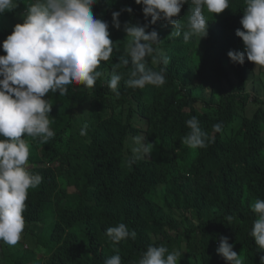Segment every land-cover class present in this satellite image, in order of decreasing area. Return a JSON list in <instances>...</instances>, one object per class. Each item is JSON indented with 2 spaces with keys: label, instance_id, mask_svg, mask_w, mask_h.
Returning <instances> with one entry per match:
<instances>
[{
  "label": "trees",
  "instance_id": "1",
  "mask_svg": "<svg viewBox=\"0 0 264 264\" xmlns=\"http://www.w3.org/2000/svg\"><path fill=\"white\" fill-rule=\"evenodd\" d=\"M15 2L12 15L0 16V55L6 54L2 42L22 22L14 13L34 0ZM126 6L133 11L122 12L117 30L112 12ZM245 6L244 0H229V8L220 14L205 8L207 35L188 41L184 32L190 0L175 17L179 36L171 25L170 36L163 40L164 20L150 25L147 31L155 28L160 39L153 47L169 63L153 64L147 57L148 68L164 69L166 83L142 89L127 86L133 65L123 64L130 61L123 23H147L142 5L97 0L92 6L94 15L109 24L112 57L101 61L97 70L102 76L93 88L73 84L66 86V95L47 94L53 138L45 144L24 137L28 169L43 179L28 189L22 233L32 240L31 247L43 249L44 264H104L115 254L122 264H138L149 245L180 253L179 264H229L216 251L220 236L229 238L244 264H260L264 249L250 232L257 218L251 205L264 199V109L258 107L241 120L232 137L225 136L239 121V110L253 101L261 76L254 62L233 63L227 55L243 50L236 29L242 28ZM113 71L121 75L119 96L108 87ZM87 105V119L79 120ZM193 116L214 138L205 148L182 143L190 131L186 121ZM85 122L87 134L82 136ZM216 123L223 124L222 132L213 131ZM228 216L233 217L230 224ZM119 223L136 237L114 243L106 229ZM38 258H15L12 264H34Z\"/></svg>",
  "mask_w": 264,
  "mask_h": 264
},
{
  "label": "clouds",
  "instance_id": "2",
  "mask_svg": "<svg viewBox=\"0 0 264 264\" xmlns=\"http://www.w3.org/2000/svg\"><path fill=\"white\" fill-rule=\"evenodd\" d=\"M191 15L188 17L184 40L192 36L207 35L208 20L203 14H220L229 8V0H190ZM97 0H34L22 14V22L2 42L6 54L0 55V241L9 246L16 245L25 228L23 213L26 209L28 189L38 187L43 177L28 169L29 143L24 137L39 138L47 143L55 133L50 128L49 114L52 104L46 99L51 91L66 95L67 85H83L93 88L102 76L98 71L101 61H109L115 48L110 37L107 21L94 15L92 6ZM142 5L147 23L124 22L123 30L129 37L126 47L129 59L124 65H133L126 84L132 88H144L151 84L157 87L166 83L164 69L154 71L146 66V58L153 64L168 65L169 57L153 44L159 41L155 28L150 25L164 20L174 26L179 36L181 25L177 17L189 0H135ZM245 8L240 19L242 28L236 35L242 39L243 50H229L227 55L233 63L243 64L245 59L255 65L264 66V0H244ZM17 7L15 0H0V14ZM123 11L132 13L126 6L112 12V26L121 28L120 15ZM148 17H151L148 20ZM121 75L113 71L108 87L119 96L118 85ZM190 131L182 143L191 148H205L214 138L203 131L198 119L193 116L186 121ZM87 123L80 135L87 134ZM214 132H222L223 124L213 125ZM139 142V138H137ZM144 151L147 153L148 149ZM257 214L250 235L259 249H264V199H257L251 205ZM233 217L228 216L231 223ZM106 235L119 243L137 233L129 232L124 223L110 226ZM227 236L219 237L216 249L229 264H244ZM180 253L169 252L164 245H149L138 264H178ZM104 264H122L119 254L104 260ZM264 264V256L260 257Z\"/></svg>",
  "mask_w": 264,
  "mask_h": 264
},
{
  "label": "rangeland",
  "instance_id": "3",
  "mask_svg": "<svg viewBox=\"0 0 264 264\" xmlns=\"http://www.w3.org/2000/svg\"><path fill=\"white\" fill-rule=\"evenodd\" d=\"M30 3L32 2H28L24 6L23 10L16 11L14 13V19H22L23 18L22 14L24 13L26 6ZM13 12H14L13 10L6 11L5 13L0 14V16H10L13 14ZM171 32H172L171 24H168L166 21H163L162 29L160 31V34L163 37V40H166L170 36ZM262 67L263 68L261 70H258L259 65H256V70L259 71V72H256V74L258 75V77L259 75L261 76L257 83L256 89L252 93L254 97L253 101L247 106L246 109L239 110V115H240L239 121L225 133V136L232 137L235 131L238 129L241 123V120L245 116H249V117L252 116L254 111L260 106L264 109V66ZM87 116H88V105L86 107L81 108V111L77 117L79 120H84V119H87ZM29 165L30 164L28 161V166ZM182 219H185V218H181L180 220ZM183 222L185 223V221ZM31 243H32V240L24 233H21L20 241L14 246H9L5 244L4 242L0 241V264H12V261L15 258L17 259L27 258L30 256H34V257L39 256L38 260L35 261L34 264H44L43 259H42V255L44 253L43 249L38 246L31 247Z\"/></svg>",
  "mask_w": 264,
  "mask_h": 264
}]
</instances>
